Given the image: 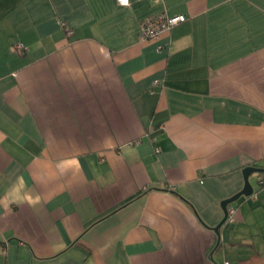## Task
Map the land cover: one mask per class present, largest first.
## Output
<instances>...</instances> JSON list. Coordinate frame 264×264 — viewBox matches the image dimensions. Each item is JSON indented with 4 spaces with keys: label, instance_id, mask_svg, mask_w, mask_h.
I'll return each instance as SVG.
<instances>
[{
    "label": "crops",
    "instance_id": "0c3cea01",
    "mask_svg": "<svg viewBox=\"0 0 264 264\" xmlns=\"http://www.w3.org/2000/svg\"><path fill=\"white\" fill-rule=\"evenodd\" d=\"M254 167L264 0H0V264H264Z\"/></svg>",
    "mask_w": 264,
    "mask_h": 264
},
{
    "label": "built area",
    "instance_id": "2783aa9c",
    "mask_svg": "<svg viewBox=\"0 0 264 264\" xmlns=\"http://www.w3.org/2000/svg\"><path fill=\"white\" fill-rule=\"evenodd\" d=\"M117 2L123 6H128L131 4V0H127L126 3L122 2V0H117ZM185 20V14L168 15L166 13H161L159 15L148 17L141 23L140 37L146 40H156L163 31L170 30L172 27ZM67 31L69 33L73 32L72 29H68ZM13 47L19 52H22L25 49V46L22 42L15 43ZM260 183L264 186V178L260 179ZM235 211L236 210L233 206L228 208L226 218L227 222L232 223L235 220ZM224 264L232 263L230 260H226Z\"/></svg>",
    "mask_w": 264,
    "mask_h": 264
},
{
    "label": "water",
    "instance_id": "95a60500",
    "mask_svg": "<svg viewBox=\"0 0 264 264\" xmlns=\"http://www.w3.org/2000/svg\"><path fill=\"white\" fill-rule=\"evenodd\" d=\"M250 170H255V171H258V172H262L264 173V168L263 167H254V168H250ZM249 173V172H248ZM247 175V174H246ZM227 214V213H226ZM227 217V216H226ZM226 217H225V220H226ZM224 220V221H225Z\"/></svg>",
    "mask_w": 264,
    "mask_h": 264
},
{
    "label": "snow or ice",
    "instance_id": "6c2138e0",
    "mask_svg": "<svg viewBox=\"0 0 264 264\" xmlns=\"http://www.w3.org/2000/svg\"><path fill=\"white\" fill-rule=\"evenodd\" d=\"M122 2L126 3V2H127V0H122Z\"/></svg>",
    "mask_w": 264,
    "mask_h": 264
}]
</instances>
